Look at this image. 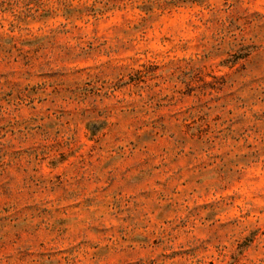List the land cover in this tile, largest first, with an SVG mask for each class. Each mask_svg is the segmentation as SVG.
Returning a JSON list of instances; mask_svg holds the SVG:
<instances>
[{
    "label": "clouds",
    "instance_id": "clouds-1",
    "mask_svg": "<svg viewBox=\"0 0 264 264\" xmlns=\"http://www.w3.org/2000/svg\"><path fill=\"white\" fill-rule=\"evenodd\" d=\"M42 6L23 23V0L0 8L20 41L75 37L0 76V264H264V0H157L130 31L103 0H71V23ZM218 111L259 150L238 180L193 169L208 155L192 133Z\"/></svg>",
    "mask_w": 264,
    "mask_h": 264
},
{
    "label": "rangeland",
    "instance_id": "rangeland-1",
    "mask_svg": "<svg viewBox=\"0 0 264 264\" xmlns=\"http://www.w3.org/2000/svg\"><path fill=\"white\" fill-rule=\"evenodd\" d=\"M18 2L20 0H0V8H3L5 4L10 7L12 3ZM23 2V15L17 14L16 17L14 16V19L20 21V23H23L24 19L31 14L28 4L38 3L39 0H23ZM103 2L105 6L110 5L112 9L122 13L121 23L130 14L131 19L127 20L129 25L127 29H123L121 23L114 26L117 29L129 31L136 28L137 23L143 19V17L138 16V12L147 15L154 10L157 4V0H103ZM41 3L43 6L37 7L36 11L44 22L54 19L56 16H61L68 23H71L73 18L81 14L79 8L71 6V0H41ZM3 27L4 25L0 23V29H3ZM16 30V26L9 22L8 33ZM70 32L71 29L67 27H61L57 31L49 29L48 36L44 40L33 42L31 39L20 41L16 36L7 35L0 31V76L6 75L3 73V69L9 68L11 65L16 66L17 69L25 67V70H27L28 66L40 67L42 63H46L43 59L46 56L66 55L72 50L71 41L75 38L69 35ZM43 78L48 79V77ZM229 117H231V110H229ZM243 124L244 121L241 117L225 118L218 111L216 115L211 116L207 123H201L199 129L193 131L194 145L199 152H205V149H207L205 154L208 155L207 161L201 160L199 165H193L196 175L211 176L220 180H238L243 174L242 170H247L257 163L259 150L253 151L252 145L245 146L240 143L243 132L247 131L243 128ZM191 155L195 156L196 153H191ZM189 163H191V160H189ZM26 179L32 184L38 178L28 176ZM115 195L119 196L120 192L116 191ZM147 199L145 197V200ZM135 209V202L126 208H120L117 204L118 211L127 213L122 218L126 224L140 222V216ZM260 235H264V233H260ZM137 237H132L133 243L143 244L150 240L151 244L157 248L163 245L165 241L163 233L156 234L152 232L151 235H145L141 232L137 234ZM120 238L123 240L125 236ZM161 255L165 261L176 262V258L172 253L166 250L162 251ZM162 264H164V261H162Z\"/></svg>",
    "mask_w": 264,
    "mask_h": 264
}]
</instances>
